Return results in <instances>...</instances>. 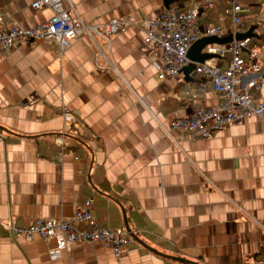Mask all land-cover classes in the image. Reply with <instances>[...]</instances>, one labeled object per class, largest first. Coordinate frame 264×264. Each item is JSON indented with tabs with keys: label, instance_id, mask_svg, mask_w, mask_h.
<instances>
[{
	"label": "crops",
	"instance_id": "obj_1",
	"mask_svg": "<svg viewBox=\"0 0 264 264\" xmlns=\"http://www.w3.org/2000/svg\"><path fill=\"white\" fill-rule=\"evenodd\" d=\"M33 1L0 0L3 24L31 28L53 16ZM63 1L88 24L128 17L131 25L110 45L97 37L104 54L88 36L63 52L40 40L0 48V264H262L264 114L211 137L171 128L224 96L201 87L195 69L161 79L162 50L145 47L148 17L198 0ZM243 3L264 64V0ZM227 8L215 0L200 26L230 30ZM258 81L250 92L264 103V72ZM64 110L75 114L71 124ZM89 197L102 226L130 231L120 257L82 241L52 258L54 239L17 237L4 225L69 218Z\"/></svg>",
	"mask_w": 264,
	"mask_h": 264
},
{
	"label": "built area",
	"instance_id": "obj_2",
	"mask_svg": "<svg viewBox=\"0 0 264 264\" xmlns=\"http://www.w3.org/2000/svg\"><path fill=\"white\" fill-rule=\"evenodd\" d=\"M224 1L228 4L226 12L231 19L230 30L215 25L200 26L203 9L214 6L215 0L198 1L185 9L163 10L145 20L146 49L162 50L161 79L174 78L183 71L190 62L189 51L198 40L211 36L225 38L229 34L235 36L245 32V20L242 18L244 0ZM32 6L36 9L50 8L53 16L35 27L24 28L17 24L4 25L0 15V48L3 51L23 41L40 40L53 43L59 52H63L74 40L88 36L96 44L98 52L104 54L97 37L110 45L113 35L124 32L131 25L128 17L113 18L103 24H88L71 1L66 6L63 0H35ZM253 47L251 37L206 45L204 51L213 56L198 63L195 70L203 78L201 87L205 88L207 83H211L224 96V101L216 106H200L194 114L174 119L171 128L183 129L195 137H211L243 116L261 117L264 103L258 101L250 89L260 87L258 79L264 72V64L259 51ZM221 61L228 62L226 69L221 67ZM64 115L68 124L75 119V114L67 110H64ZM166 132L169 133L167 129ZM57 141L62 142L63 139L59 137ZM93 207L94 198L89 197L85 205L69 218H36L26 227L15 226L12 220H6L4 225L17 237L54 239L56 246L51 251L52 258H58L63 250L71 249L82 241L100 243L120 257L133 240L130 231L125 226H102L93 216ZM78 222L88 228L78 229ZM262 256L261 263L264 264V251Z\"/></svg>",
	"mask_w": 264,
	"mask_h": 264
},
{
	"label": "water",
	"instance_id": "obj_3",
	"mask_svg": "<svg viewBox=\"0 0 264 264\" xmlns=\"http://www.w3.org/2000/svg\"><path fill=\"white\" fill-rule=\"evenodd\" d=\"M168 4V3H167ZM255 27H251L248 31L243 33H238L235 36L230 35L225 38H219L216 36L206 37L204 39L198 40L191 48L188 54V58L190 60L189 64L183 69L185 70V74H187V71L194 70L198 63L203 62L205 59L212 57L213 55L207 52H204V49L206 45L212 44V43H228L233 40V38L236 39H245L248 37H254L256 36V33H254Z\"/></svg>",
	"mask_w": 264,
	"mask_h": 264
},
{
	"label": "trees",
	"instance_id": "obj_4",
	"mask_svg": "<svg viewBox=\"0 0 264 264\" xmlns=\"http://www.w3.org/2000/svg\"><path fill=\"white\" fill-rule=\"evenodd\" d=\"M179 1H180V0H179ZM179 1H178L176 4H180ZM198 1H200V0H198ZM196 2H197V1H196ZM176 8L178 9V8H180V6H177ZM255 28H257V26H256ZM229 36H230V34H229ZM256 36H257V35H256ZM256 36H254V37H256ZM254 37H252V38H254ZM227 38H228V37H227ZM254 43H255V46H256V42H255V41L253 42V44H254ZM253 46H254V45H253ZM194 73H196V75H200L198 72H196V70H195Z\"/></svg>",
	"mask_w": 264,
	"mask_h": 264
},
{
	"label": "rangeland",
	"instance_id": "obj_5",
	"mask_svg": "<svg viewBox=\"0 0 264 264\" xmlns=\"http://www.w3.org/2000/svg\"><path fill=\"white\" fill-rule=\"evenodd\" d=\"M242 18H243V20H245L247 18V15L246 14L245 15H242ZM253 45L255 46V43Z\"/></svg>",
	"mask_w": 264,
	"mask_h": 264
}]
</instances>
